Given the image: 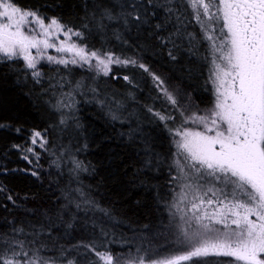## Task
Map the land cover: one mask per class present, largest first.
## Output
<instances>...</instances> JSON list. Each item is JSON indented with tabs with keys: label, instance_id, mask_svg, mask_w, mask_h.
<instances>
[{
	"label": "trees",
	"instance_id": "1",
	"mask_svg": "<svg viewBox=\"0 0 264 264\" xmlns=\"http://www.w3.org/2000/svg\"><path fill=\"white\" fill-rule=\"evenodd\" d=\"M16 3L25 10L37 9L42 16L58 17L82 32L81 37L72 35L71 40L87 50L145 63L165 84L157 87L143 70L117 64L110 65L107 76L102 72L97 75L95 58L90 64H72L73 58H79L54 51L37 59V70L43 73L40 83L22 58L0 61V125H6L0 127V238H11L19 228L24 232L17 234V239L32 240L33 233H39V243L45 245L41 255L55 264H67V260L90 264L96 260L94 254L74 246L92 242L106 244L108 251L126 259L136 255L137 247H148V241L154 254L174 253L178 250L172 243L174 236L168 234L165 240L160 233L164 232L162 225L168 224L174 192L180 191L170 181L176 176L173 160L179 136L174 134L182 118L161 89L167 87L176 94L181 109L190 104L189 111L198 114L213 108L217 97L209 78L208 42L201 39L203 31L194 18L195 9L188 0H173L170 18L158 11L150 23L138 27L126 28L121 22L105 20L106 26L100 28L97 6L112 7L121 0ZM115 11L119 12V7ZM158 23L163 24L161 29L154 27ZM177 29L179 34L168 42L169 34ZM170 51L175 60L169 57ZM47 56L69 63L48 61ZM77 82L81 87H76ZM69 92L71 98L62 96ZM62 98L66 103L74 102V108L54 109L52 104ZM61 112L67 114V126L59 123ZM155 113L173 119L160 120ZM33 130H46L43 148L39 142L31 143ZM30 147L34 152L27 151ZM74 160L87 170L74 174ZM77 188L83 189L84 196L73 191L69 203L66 194ZM85 198L95 206L85 205ZM191 199L190 192L181 207L190 208ZM142 236L147 240L142 241ZM97 251L105 249L98 247ZM217 259L227 264L231 258H214V264Z\"/></svg>",
	"mask_w": 264,
	"mask_h": 264
},
{
	"label": "snow or ice",
	"instance_id": "2",
	"mask_svg": "<svg viewBox=\"0 0 264 264\" xmlns=\"http://www.w3.org/2000/svg\"><path fill=\"white\" fill-rule=\"evenodd\" d=\"M172 3L173 0H167V3L161 0H121L119 5L112 7L97 6V24L104 28L105 20H115L126 28L129 25L138 27L150 23L158 11L165 12L170 18L174 13ZM188 5L195 9L194 18L203 31L201 39L208 42L211 57L209 78L215 85L217 97L213 108L198 114L189 111L190 104L181 109L177 95L167 87L161 89L182 118L174 134L179 136L175 140L173 160L176 176L170 181L180 191L174 192L168 224L162 225L164 232L160 233L165 240L168 234H172V243L178 250L159 256L152 252L151 241H148V247H137L136 255L126 259L112 254L103 243L74 246L94 254L96 260L90 264H214V258L221 257L231 258L227 264H264V0H188ZM116 7L119 12L115 11ZM204 17L208 20L205 21ZM0 18V61L22 58L37 83L43 77V73L37 70V57L44 56V49L57 48L51 37L60 32L68 40L72 35H83L58 17L42 16L37 9H23L16 0H0ZM92 18L96 20L95 13ZM154 27L161 29L163 24ZM178 34L179 29L170 33L168 42H171L172 35ZM160 40L164 42L165 38L160 37ZM33 49L36 55H33ZM57 51L71 52L79 58H73L72 64H90L95 58L97 75L102 72L107 76L110 65L117 64L143 70L153 78L157 87L165 84L161 76L135 58L121 59L111 52L90 51L67 40L61 41ZM168 55L172 60L176 59L171 51ZM47 60L64 65L69 63L52 56H47ZM123 79L132 83L129 76ZM76 87H81L79 82ZM63 95L72 97L71 92ZM52 107L57 111L74 108V102L66 103L62 98ZM155 115L160 120L173 119L160 113ZM113 119L117 117L113 115ZM59 123L67 126L66 113L61 112ZM190 124L197 127H190ZM45 137L46 130H33L31 143L39 142L43 148L47 144ZM27 151L34 152L31 147ZM73 164L74 174L87 170L82 162L74 160ZM73 191L84 196L82 188L70 189L66 194L69 203ZM190 192V208L181 207ZM83 203L95 206L86 198ZM207 206L212 210L209 211ZM76 207L79 209L81 205L78 203ZM144 227L148 228L147 225ZM23 232V228L15 229L11 238H0V264H55L51 258L41 255L45 245L39 243V233H33L35 239L32 240L17 239L16 235ZM101 235L106 237L107 233L102 231ZM140 239L144 241L147 237ZM98 247L105 251H97ZM67 264L76 262L67 260ZM215 264L222 262L217 259Z\"/></svg>",
	"mask_w": 264,
	"mask_h": 264
},
{
	"label": "rangeland",
	"instance_id": "3",
	"mask_svg": "<svg viewBox=\"0 0 264 264\" xmlns=\"http://www.w3.org/2000/svg\"><path fill=\"white\" fill-rule=\"evenodd\" d=\"M0 19H2V18H0ZM37 32H38V29H37ZM32 34H36V33H32ZM51 40H52V42L54 43V44H56V46H57V48L60 46V44H61V41H68V43H73L72 42V40H68V38L67 37H65L64 36V34L62 33V32H60V33H56L55 35H53L52 37H51ZM57 48H48V49H44L43 51H44V54H46V53H51V52H53L54 51V53H59V54H61V55H63V56H66V57H73V53H71V52H59V51H57ZM32 53H33V55H36V50L35 49H33L32 50ZM37 59H40V57L38 56V58ZM207 207H211V206H207ZM211 209H212V207H211ZM191 213H189V215H190ZM217 227H221L220 225H217Z\"/></svg>",
	"mask_w": 264,
	"mask_h": 264
}]
</instances>
